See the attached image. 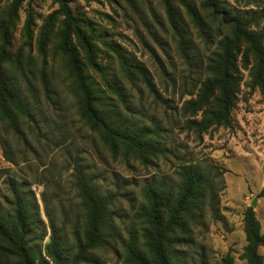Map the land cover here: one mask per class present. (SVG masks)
Returning a JSON list of instances; mask_svg holds the SVG:
<instances>
[{"label":"trees","instance_id":"trees-1","mask_svg":"<svg viewBox=\"0 0 264 264\" xmlns=\"http://www.w3.org/2000/svg\"><path fill=\"white\" fill-rule=\"evenodd\" d=\"M26 1L13 0L0 11V145L6 160L18 165L17 158L26 159L27 152L65 151L71 139L70 129L53 119V115L58 118L55 100L59 92L48 78V62L44 59L37 70L33 56L36 47L44 58L53 40L72 79L80 121L112 157L150 165L166 156L170 151L164 128L145 121L140 108L143 89L161 98L147 65L74 8L73 0H53L58 8L44 21L37 37L34 16L28 12L23 44L16 47L17 24ZM159 1L186 62L191 63V26L212 43L216 41L201 67L197 89L183 104L186 128L200 137L213 129H232L244 85L250 95L259 91L264 104V0ZM123 2L133 9L139 6V0ZM214 25L219 30L216 36ZM45 129L52 131L54 147L42 143ZM66 160L73 161L69 154ZM90 169L79 161L73 167L72 184L80 208L70 228L67 211L64 224L59 225L54 209L49 210L50 199L43 197L51 228L46 243L47 228L30 182L13 177L6 181L8 191L4 194L0 189V264H106L102 254L109 251L125 264H235L230 253L218 263L205 254L197 261L190 257L195 227L207 207L219 203L224 175L220 167L184 162L173 179H149L141 189L142 202L123 228L117 223V198L101 190ZM52 198L58 201L59 192ZM244 231L246 245L240 259L264 264L260 252L264 233L252 207L244 212Z\"/></svg>","mask_w":264,"mask_h":264},{"label":"rangeland","instance_id":"rangeland-1","mask_svg":"<svg viewBox=\"0 0 264 264\" xmlns=\"http://www.w3.org/2000/svg\"><path fill=\"white\" fill-rule=\"evenodd\" d=\"M12 1L0 0V11ZM72 5L98 27L108 30L147 65L161 98L158 100L143 89L141 112L145 121L159 123L164 128L163 138L170 152L150 165L123 156L112 157L98 137L80 121L76 98L70 87L72 79L62 56L54 49L56 42L53 40L44 58L37 53L36 47L33 56L37 70L43 67L44 59L48 62V78L59 92V100H55V115L58 118L53 115V119L60 126L70 129L71 139L65 151L51 149L41 151L39 155L27 152L26 159L17 158L18 165L6 160L0 145L2 193L8 191L6 181L10 177L30 182L47 228L46 243L51 237V228L44 196L50 199L49 210L54 209L59 225L64 224V210L70 217L68 228L76 220V211L79 212L80 207L71 175L77 161L91 168L104 193L117 198L115 208L121 228L129 224L142 202L141 189L146 181L155 177L173 179L184 162L212 163L224 173L220 199L215 208L207 207L205 217L195 227V244L190 249V257L197 261L205 254L212 263H218L230 253L235 258V264H248L240 259L246 245L244 212L248 207L254 209L264 233V104L259 91L250 95L249 88L244 85L233 113L234 127L213 129L200 137L186 128L182 107L199 85L201 67L216 47L215 38H212V43L211 39L191 26L193 41L190 44L191 63H188L180 56L159 0L146 3L139 0L137 9L127 6L123 0H73ZM57 8L53 0H27L17 24L16 47L23 44L22 31L28 12L34 16L37 37L44 21ZM216 26L212 30L214 36L219 34ZM245 80L249 81L247 74ZM51 133L48 129L44 130L42 143L53 146ZM37 149L39 145H36ZM68 154L73 159L70 163L66 160ZM62 167L63 174H60ZM4 170L10 172L2 173ZM52 174L54 178H51ZM56 192H59L58 201L52 198ZM260 252L264 255V247ZM102 259L106 264H125L113 251L102 254Z\"/></svg>","mask_w":264,"mask_h":264},{"label":"water","instance_id":"water-1","mask_svg":"<svg viewBox=\"0 0 264 264\" xmlns=\"http://www.w3.org/2000/svg\"><path fill=\"white\" fill-rule=\"evenodd\" d=\"M255 206H256V203L253 204V207H255Z\"/></svg>","mask_w":264,"mask_h":264}]
</instances>
